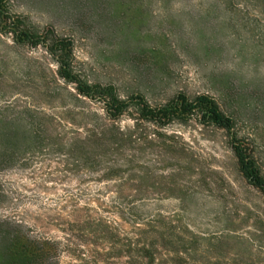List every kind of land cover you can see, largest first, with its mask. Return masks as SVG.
Instances as JSON below:
<instances>
[{
    "label": "rangeland",
    "instance_id": "obj_1",
    "mask_svg": "<svg viewBox=\"0 0 264 264\" xmlns=\"http://www.w3.org/2000/svg\"><path fill=\"white\" fill-rule=\"evenodd\" d=\"M8 6L28 26L69 39L81 75L114 86L120 96L140 94L152 105L177 94L214 97L264 177V0H9ZM100 115L99 104L77 98L58 77L41 47L0 34V121L17 130L11 144L0 135L1 155L13 154L10 162L0 160V221L61 243L58 264L127 261L125 254L109 259L108 243L58 229L79 220L74 206L95 207L98 191L107 201L119 183L104 178L103 166L82 168L77 154H68L66 141L74 136L59 134ZM29 125L36 135L25 133ZM52 125L59 135L49 133ZM117 126L131 129L133 122L124 117ZM142 128L144 139L115 158L128 160L124 183L146 217H155L158 232L171 234L180 251L190 247L185 264H264L262 196L239 173L226 132L195 121Z\"/></svg>",
    "mask_w": 264,
    "mask_h": 264
},
{
    "label": "trees",
    "instance_id": "obj_2",
    "mask_svg": "<svg viewBox=\"0 0 264 264\" xmlns=\"http://www.w3.org/2000/svg\"><path fill=\"white\" fill-rule=\"evenodd\" d=\"M8 3L9 0H0V34L10 36L16 45L41 47L55 63L58 77L73 85L77 98L101 106L102 115L95 123L73 131L66 126V131L63 128L59 133L74 136L66 141L68 154H77V162L86 170L103 166L105 179H119L107 201L98 191L95 207L74 206L72 212L79 220L59 225L60 231L86 234L108 243L109 259L125 254L126 264H185L190 247L183 245L180 251L171 234L158 232L155 217H146L143 204L129 194L130 189L124 183L123 174L129 166L128 160L115 158L127 144H136L144 139L143 124L163 129L174 123L184 125L195 121L199 125L225 131L239 173L248 185L258 190L264 203V177L248 144L238 137L235 120L222 110L214 97L199 94L190 99L177 94L163 104L152 105L140 94L120 96L114 86L92 83L81 75L75 66L73 44L69 39L59 37L52 30L41 32L28 26L21 16L11 13ZM124 117L133 122L131 129L123 130L117 126ZM56 128L52 125L49 133L59 135ZM25 133L31 136L38 131L29 125L25 126ZM16 134L14 122L0 121V135L7 137L10 144L14 143ZM30 140L33 144L37 141L35 138ZM8 152L3 156L0 153V160L10 162L13 154ZM133 192L136 197L142 191L137 187ZM61 252V243L29 236L18 222L0 221V264H58ZM78 261V264L103 262Z\"/></svg>",
    "mask_w": 264,
    "mask_h": 264
}]
</instances>
